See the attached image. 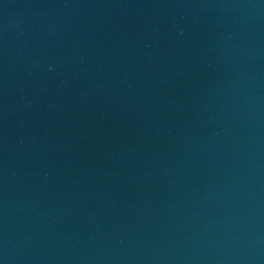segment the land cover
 Masks as SVG:
<instances>
[{
	"label": "water",
	"instance_id": "95a60500",
	"mask_svg": "<svg viewBox=\"0 0 264 264\" xmlns=\"http://www.w3.org/2000/svg\"><path fill=\"white\" fill-rule=\"evenodd\" d=\"M0 264H264V0H0Z\"/></svg>",
	"mask_w": 264,
	"mask_h": 264
}]
</instances>
